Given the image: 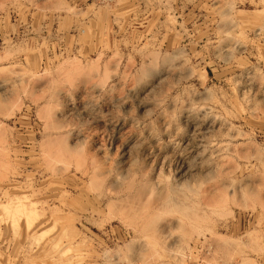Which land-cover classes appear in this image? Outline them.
I'll return each instance as SVG.
<instances>
[{
    "label": "rangeland",
    "instance_id": "obj_1",
    "mask_svg": "<svg viewBox=\"0 0 264 264\" xmlns=\"http://www.w3.org/2000/svg\"><path fill=\"white\" fill-rule=\"evenodd\" d=\"M0 264H264V0H0Z\"/></svg>",
    "mask_w": 264,
    "mask_h": 264
},
{
    "label": "bare ground",
    "instance_id": "obj_2",
    "mask_svg": "<svg viewBox=\"0 0 264 264\" xmlns=\"http://www.w3.org/2000/svg\"><path fill=\"white\" fill-rule=\"evenodd\" d=\"M17 208H18V206H17Z\"/></svg>",
    "mask_w": 264,
    "mask_h": 264
}]
</instances>
